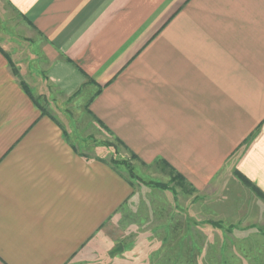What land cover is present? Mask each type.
Returning <instances> with one entry per match:
<instances>
[{"label":"crops","instance_id":"0c3cea01","mask_svg":"<svg viewBox=\"0 0 264 264\" xmlns=\"http://www.w3.org/2000/svg\"><path fill=\"white\" fill-rule=\"evenodd\" d=\"M0 1L16 18V42L0 39V264H123L162 245L143 228L108 254L133 188L74 149L8 55L35 93H86L91 116L142 161L182 175L192 198L235 179L212 225L264 227V0ZM223 239L254 251L216 253L221 264L264 261V236ZM181 243L195 264L199 239Z\"/></svg>","mask_w":264,"mask_h":264},{"label":"rangeland","instance_id":"374dc122","mask_svg":"<svg viewBox=\"0 0 264 264\" xmlns=\"http://www.w3.org/2000/svg\"><path fill=\"white\" fill-rule=\"evenodd\" d=\"M15 35L16 18L0 1V39L4 41L11 39L16 42ZM8 59L13 74L21 77L24 87L38 100L42 112L49 114L62 126L66 139L74 149L88 159H100L109 164L133 188L130 201L119 210L121 216L113 218L114 226L110 231L114 232V237L119 239L108 254H114L132 246L137 238L135 236L137 231L143 228L149 231L151 246L158 242L157 238L161 239L162 245L159 248H152L146 259L144 257L126 259L122 261L123 264H186L185 247L191 244L181 243V239L191 237L198 238L200 242L195 245L199 255L195 256V264H221L223 261L216 253L232 251V248L239 251L238 246H247L248 250L254 251L253 244L232 245L223 237L230 235L263 237L264 227L248 230L234 228L228 225V217H223L227 221L217 220L215 225L208 222L223 215L222 212L216 211L222 206L221 204H231L233 190L230 191V185L227 184L230 183L232 186L235 179L229 178L232 182L227 179L222 181V188L217 195L192 198L190 183L185 179L180 181L175 178L173 170L161 164L159 159L153 163L142 161L125 145L124 141L112 136L99 121L91 116L87 110L86 93L74 94L63 99L55 94L35 93V86L30 83L31 78L28 74L26 76L24 73L21 74L9 55ZM224 185L226 188H223ZM241 189L243 188L235 189V193H239ZM225 192L226 194L222 195ZM235 196L252 203V194L243 195L242 191L241 195ZM122 231L127 233L120 237ZM208 237L215 243L211 245L214 248L210 251L206 249ZM258 246L264 251V243ZM258 263L264 264V261L259 260ZM227 264H231V261L227 260Z\"/></svg>","mask_w":264,"mask_h":264},{"label":"trees","instance_id":"16d2710c","mask_svg":"<svg viewBox=\"0 0 264 264\" xmlns=\"http://www.w3.org/2000/svg\"><path fill=\"white\" fill-rule=\"evenodd\" d=\"M43 113V112H42ZM133 156H135V155H133ZM173 176L175 177V178H178L180 181H183L184 180V178H183V176L182 175H180L179 173H175V174H173ZM242 180L244 181V182H248V181H246L243 177H242ZM253 188V190L258 194V189L256 188V187H252Z\"/></svg>","mask_w":264,"mask_h":264}]
</instances>
